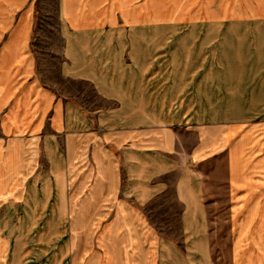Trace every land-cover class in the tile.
<instances>
[{
	"label": "crops",
	"instance_id": "1",
	"mask_svg": "<svg viewBox=\"0 0 264 264\" xmlns=\"http://www.w3.org/2000/svg\"><path fill=\"white\" fill-rule=\"evenodd\" d=\"M56 2L61 75L117 105L93 119L45 84L37 0H0V264H169L179 249L149 212L171 189L183 239L209 260L207 203L222 184L233 264H264V0ZM151 30L171 32L154 109L202 121L134 126L118 113L151 109L152 59L138 51Z\"/></svg>",
	"mask_w": 264,
	"mask_h": 264
},
{
	"label": "rangeland",
	"instance_id": "2",
	"mask_svg": "<svg viewBox=\"0 0 264 264\" xmlns=\"http://www.w3.org/2000/svg\"><path fill=\"white\" fill-rule=\"evenodd\" d=\"M57 0H37L35 14V32L33 49L38 59V72L45 84L59 90V93L81 105L83 114L93 118L102 110L115 107V101L105 100L95 94L93 87L87 82L71 81L60 73V66L63 61L64 39L62 36V25L58 15ZM171 32L166 30H151L150 34L141 35L139 54L151 55V73L148 69L144 71L143 80L145 86L140 91H147L148 99L151 100V109L123 113L129 118L127 122L135 125H174L194 124L204 119L203 112L154 109L158 107L163 99L164 91V37ZM173 33V32H172ZM146 39L143 43L142 40ZM151 40L150 43L147 40ZM147 106V105H144ZM100 109V110H98ZM167 182L173 186L175 174L167 176ZM168 196L153 203L150 208L151 223L161 235L168 237L179 249L176 258L171 251L165 257L169 264H233L232 240L228 224V209L226 207L225 191L223 184L217 191L216 202L209 200L210 237L207 239L209 246V260L198 252L193 251L189 241L183 239L181 212L183 206L175 199L174 192H168ZM218 205H217V204ZM191 241V240H190ZM175 250V249H174ZM189 251H193L190 253ZM174 252V251H173ZM158 257V246H157ZM156 257V258H157ZM158 259V258H157ZM205 259V260H204Z\"/></svg>",
	"mask_w": 264,
	"mask_h": 264
}]
</instances>
